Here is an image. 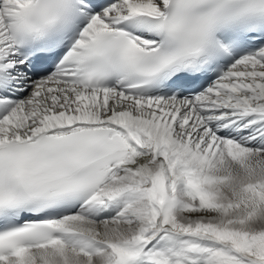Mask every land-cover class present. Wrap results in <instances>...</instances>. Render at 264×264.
<instances>
[{
  "label": "snow or ice",
  "instance_id": "1",
  "mask_svg": "<svg viewBox=\"0 0 264 264\" xmlns=\"http://www.w3.org/2000/svg\"><path fill=\"white\" fill-rule=\"evenodd\" d=\"M0 264H264V0H0Z\"/></svg>",
  "mask_w": 264,
  "mask_h": 264
}]
</instances>
